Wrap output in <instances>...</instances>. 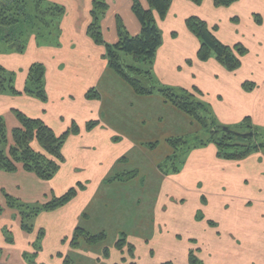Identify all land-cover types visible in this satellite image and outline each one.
I'll use <instances>...</instances> for the list:
<instances>
[{
    "label": "crops",
    "instance_id": "crops-1",
    "mask_svg": "<svg viewBox=\"0 0 264 264\" xmlns=\"http://www.w3.org/2000/svg\"><path fill=\"white\" fill-rule=\"evenodd\" d=\"M140 2L147 5L146 0ZM178 2L179 7L171 4L164 18L155 17L161 44L150 67L154 82L193 93L210 107L220 125L236 129L248 117L252 128L262 135L264 12L260 22L251 17L256 0H238L227 9L214 8L210 0L199 6L188 0ZM107 3L101 19L105 42L113 43L118 38L119 12L127 20L129 34L139 33L140 23L131 10V0ZM205 5L245 17L242 20L237 16V22L229 23L225 36L216 33L222 43H239L246 48L234 70L214 55L206 60L197 57L200 43L185 24L189 15L185 10L189 7L191 14L200 16ZM76 6L83 7V25L79 27L83 30L69 31L65 46L71 55L84 54V64L67 63L59 55L63 50L46 48L54 60L47 57L44 69L46 100L24 94L15 105L28 117L41 119L56 135L72 124L78 130L64 140L63 161L50 179L42 180L20 166L13 172L0 169V199L1 192H9L26 204L38 205L55 196V183L63 185L58 196L69 185L79 183L83 187L68 203L37 213L42 214L39 220L48 231L53 228L69 235L90 217L85 211L90 208L97 218L113 213L117 220L141 225V236H149L146 243L155 236L164 243L187 245L191 240L201 245L203 240L208 244L207 255L217 259L215 264H264V147L240 159H225L217 155L215 144L208 142L180 149L176 152L177 170L169 166L161 170L159 164L175 153L167 139L196 135L203 132L202 126L156 91L137 94L110 69L104 46L95 43L86 30L91 21L90 0L86 5L77 0ZM245 82L252 83V87L244 88ZM91 88L97 97L86 96ZM11 120L12 126L19 125L17 117ZM93 120L96 124L87 128ZM131 170L137 174L129 180H110ZM213 209L220 220L212 214ZM182 223L191 226L190 230L182 231ZM199 252L198 257L204 259L202 249ZM147 256H152L151 251ZM20 257L21 253L17 260L0 264H24ZM133 259L137 264L135 254Z\"/></svg>",
    "mask_w": 264,
    "mask_h": 264
},
{
    "label": "trees",
    "instance_id": "trees-1",
    "mask_svg": "<svg viewBox=\"0 0 264 264\" xmlns=\"http://www.w3.org/2000/svg\"><path fill=\"white\" fill-rule=\"evenodd\" d=\"M44 0H36V16L38 20H43L46 15L61 13L63 8L60 6H43ZM194 4H200L202 0H190ZM216 6H227L234 3L236 0H212ZM147 5L141 4L140 0H131V10L140 23V31L135 35L120 29L119 20L117 19L118 38L113 43H107L103 40L102 32L100 31V18L104 12L100 9L107 8V4L101 1H93L92 9L90 10L91 21L87 27V33L92 40L105 46V58L107 65L118 76L125 80L137 94L148 95L153 92L161 94L168 102L190 115L203 128L205 133L203 138L200 134L188 137H176L167 139L168 143L175 148V153L159 164L162 170L169 166L172 170H177L176 161L180 149H187L196 145H205L212 142L217 147V155L225 159H240L251 151L264 147V138L258 131H255L250 125L249 118L244 119L242 127L252 132L255 139L254 143L235 141L237 138H247L236 135L230 127L220 125L210 107L198 100L195 95L185 89H175L171 87L158 86L154 82L151 73V64L156 52V49L161 44V33L155 21V17L164 18L169 7L170 0H146ZM25 3L23 0H0V40L9 43L10 46L21 50L23 45L21 37L23 32L21 25L25 22L34 20L25 11ZM260 22V19H256ZM185 24L188 30L194 34L199 40V48L197 57L200 60H206L212 54L216 60L226 66L229 70H234L240 65V56L246 52V48L236 43L232 46L223 44L214 35L213 31L216 28H209L207 23L197 16L186 18ZM18 39V40H17ZM120 52L130 54L140 63L148 64L150 67L141 68L137 65H128L123 63ZM6 77L5 69L0 66V90H11L17 92L11 85V78ZM44 67L42 64H32L28 69L27 81L28 85L22 92L33 94L39 99L45 101L46 94L43 87ZM7 81L4 86L3 81ZM244 88L250 89L252 83L245 82ZM197 91V89H194ZM19 92V91H18ZM89 98L97 97L95 89L91 88L86 93ZM16 117L19 125L11 131L12 143L7 152L0 147V169L6 172H13L21 166L25 171L34 173L42 180L50 179L59 169L63 156L61 147L64 140L69 134L77 132L76 125H71L66 131L60 135H56L53 130L39 118L28 117L21 111H16ZM96 124V121H89L86 125L91 128ZM226 127V129H225ZM202 132V133H203ZM5 128L0 118V144L4 143ZM33 142L37 146H33ZM151 143L150 146H154ZM135 170L123 172L115 175L110 180H129L136 176ZM77 187H71L59 196H53L49 201L38 204L31 209V212L25 215L31 216L39 213L42 210H53L68 203L76 196L77 188L81 189L83 185L77 184ZM8 197L9 195H6ZM11 198V197H9ZM13 201V199H11ZM9 204V203H8ZM11 205V204H9ZM23 218V217H22ZM21 228L30 229L29 226L21 222ZM121 238L117 240L116 246L121 247L125 242V234L121 233ZM105 233H91L82 227H75L72 233L71 245H78L79 241H84L89 244L97 243L104 240ZM130 255L133 256L134 247L131 243L127 244ZM189 264H202L191 253L188 255ZM67 260H64V263ZM162 264H171L170 262Z\"/></svg>",
    "mask_w": 264,
    "mask_h": 264
},
{
    "label": "rangeland",
    "instance_id": "rangeland-1",
    "mask_svg": "<svg viewBox=\"0 0 264 264\" xmlns=\"http://www.w3.org/2000/svg\"><path fill=\"white\" fill-rule=\"evenodd\" d=\"M23 1L26 5V13L31 17L36 16V0ZM93 1H101L106 3L107 8L99 10L100 12L105 11L106 13L108 9V0H90V9H92ZM256 1V9L251 16L254 20L260 19V15H262L264 12V0ZM202 2H204V0H202L200 4L196 5L199 6L202 4ZM42 3L45 7L55 5L62 7L63 10L58 14L46 15L44 21L32 17L34 20L30 21L29 23L25 22L24 25H21V30L23 32V36L20 38L23 45L21 50L10 46L9 43L4 40H0V66L5 69L6 77L11 78V85L17 91L13 92L8 89L0 90V118L4 124L6 137L5 142L0 144V147L6 152L12 143L11 131L14 126H12L13 123H11V119L13 117L16 118V111L19 110L15 104L18 99L22 97V95L27 94L22 91L29 84L27 81L29 67L32 64H42L45 69L47 57H49L54 63L53 57L48 54V52L45 50L46 48H60L63 50L59 55L62 59H64L63 61L67 63L84 64V54L80 53L71 55L70 52L66 50L67 47L65 46V42H67V33L69 31L78 32L83 30L79 29L80 25H83V7L76 6L77 0H44ZM80 3L86 5L87 0H80ZM174 3L175 7H179L180 3L178 0H170V5ZM230 5L216 6L213 4V7L227 9V7ZM204 7L205 8L200 11V16L195 15V13L191 14L189 7L185 10V13L188 14L189 12L188 17L197 16L206 23V20H208L209 23H207V25L209 28H214L216 26L213 33L220 42L222 41L217 37V32H219L220 35L225 36V34H227L226 30H228V24L231 22H237V16H240L242 20H245V17H242V15L237 12H228L225 9L212 10L211 8H207L206 5ZM102 17L99 20L100 31H102ZM203 17H205L206 20ZM116 18L119 20L120 29L122 31L128 32L126 27L127 20L124 19L123 13L119 12ZM99 45L104 46L103 43H99ZM120 55L123 63L125 64L137 65L141 68L150 67L148 64L137 62L130 54L120 52ZM3 84L6 86L7 81H3ZM95 89L97 90V87H95ZM232 130L238 133L248 132L245 131V128L242 126ZM261 132L262 137L264 138V131ZM198 134H200L198 137L203 138L205 133L200 132ZM235 141L254 143L255 139L253 137L242 139L236 137ZM33 144V146H37L35 142H33ZM71 187L77 186L75 184L69 185L66 190ZM62 188L63 185L60 183H55V186L53 187L55 196H58V193H61L63 190ZM78 190L79 188H77V191ZM1 194L0 262L3 263H11V261L17 260L18 254L21 253L20 258L25 262L24 264H134L135 261L133 256L130 255L128 250V243H131L133 247H135L133 254H135V260L137 264H162L167 262H170L171 264H187L188 262L189 264L188 255L191 253L198 259V252L201 249L202 253H204V259L199 258L198 260L202 264H212V262L215 264L217 262V259H211L207 255L206 248L208 247V244L203 240H201V245L199 242L192 243L194 240H191L192 242L188 243L187 245L184 244V242L164 243L162 239H158L159 237L155 236L149 241V243H146L145 239L147 237L149 238V236H141L139 233L143 231V227H141V225L137 224L136 226L134 223L130 224L123 218L117 220L114 218L113 213L106 215L105 217L107 218H97L95 215H92L90 208L85 210L89 213L90 217L88 219L83 218L85 221L80 222L77 226L82 227L91 233L103 231L105 233L104 240L93 244L79 241L78 245H71V238L74 229L70 233L71 235H66L65 231L58 232V229L53 228H49L48 231V228L42 223L41 220H39L41 219L40 217L42 214H37L38 216L36 214L28 216L31 212V209H33L35 205L26 204L16 197L10 196L11 194H9V192H1ZM5 194L9 196L6 197ZM11 199H13V201ZM47 201H49V199ZM41 203L43 204V201H41ZM212 214L218 220H220L216 209H213ZM21 222H24V224L29 226L30 229L27 230L21 228ZM38 227H42L43 229H38ZM190 227L191 226L187 227L182 223L179 228L182 231H188L190 230ZM196 228L197 230L199 229V227ZM121 233H125L126 244H123L121 247H117L116 242L122 237ZM197 234L198 237H201V234ZM150 237H152V234ZM187 247L189 249L186 253ZM147 251H151L152 253L150 258H147ZM50 254L52 255L50 256ZM64 260H67V262L64 263Z\"/></svg>",
    "mask_w": 264,
    "mask_h": 264
},
{
    "label": "water",
    "instance_id": "water-1",
    "mask_svg": "<svg viewBox=\"0 0 264 264\" xmlns=\"http://www.w3.org/2000/svg\"><path fill=\"white\" fill-rule=\"evenodd\" d=\"M225 129H226V127H225ZM235 134L236 135H239V136H243V137H250V136H252V132H247V133H238V132H236Z\"/></svg>",
    "mask_w": 264,
    "mask_h": 264
}]
</instances>
